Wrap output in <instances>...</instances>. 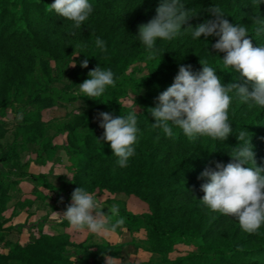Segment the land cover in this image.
I'll list each match as a JSON object with an SVG mask.
<instances>
[{
	"label": "trees",
	"instance_id": "16d2710c",
	"mask_svg": "<svg viewBox=\"0 0 264 264\" xmlns=\"http://www.w3.org/2000/svg\"><path fill=\"white\" fill-rule=\"evenodd\" d=\"M210 1H221L219 6L231 24L248 26L249 38L254 47L264 45V33L255 35L251 19L254 16L264 17V4L254 3V0ZM89 2L94 11L82 31L76 33L79 43L87 45L80 49L78 83L89 79V71L101 66L113 71L115 85L109 86L101 97L95 98L97 100L88 98L83 93L75 95L70 91V86L63 89L52 88V69L47 60L41 61L43 77L34 85L35 65L31 62L33 58L30 57H34L31 53L24 58V64H14L13 68H9L0 77V110L5 108L2 103L9 105L8 96L11 95L12 88L15 89V99L19 101L24 97V90H28L26 106L51 107L57 102L84 101L88 107L84 114L76 116L62 127L68 132L67 148L72 166L92 172L87 186L85 180L79 177L74 189L81 186L94 194L124 193L139 198L149 207L148 213L137 215L130 212L124 203H119L120 216L125 219L122 229L131 234L146 231L147 251L160 256V260L156 262L128 264H264V225L258 232L248 233L242 230L239 222L231 226L236 218L212 212L200 200L204 196L202 185L210 182L207 177L200 178L201 173L206 169L218 170L217 163L227 165L232 162L230 153L239 143V130L246 129L250 132L256 164L264 168V107H249L234 93H230L233 101L228 114L233 132L225 141L207 136L190 140L175 126L173 136L169 138L161 129L153 128L155 119L148 112V108L155 107L158 95L174 82L181 65H191L192 71L196 73L203 68L200 60L206 61L224 84H245L246 78H241L234 69L223 65L221 58L224 54L213 47L219 39L215 36L208 37L207 40L203 37L195 50H184L181 48L183 46H176L178 48H174L175 50L156 46L155 57L147 59L145 46L132 43V39L133 34L139 33L140 25L147 24L156 17L159 5L155 1L148 6L143 4L123 17L113 16L111 19L108 18L107 11L114 6V0ZM52 3L54 0H0V53L5 54L12 44L20 43L19 48L24 46L26 50L51 55L53 60L58 59L57 55H63L62 50L53 46L51 48L48 41L39 37L30 12L34 7L43 21L53 24L62 17L48 10ZM98 14L101 16L96 17ZM97 37L106 42V52H101L95 46ZM68 46L62 45L69 50L71 47ZM7 53V57H10V53ZM13 59L15 60V56ZM84 59H88V68L80 66ZM138 59H147L146 72L135 78V74L128 75V72L135 71ZM247 86L249 91L253 89L252 83H247ZM138 92L140 96L132 107L122 104L126 96ZM132 111L136 112L140 129L138 142L134 145L135 155L130 158L134 159V163L128 165L123 173L110 174L105 166L116 165L117 157L113 155L109 142L98 139L104 134L98 114L107 112L119 117ZM47 129L39 112L26 114L19 126L25 143H41L46 138ZM0 161L7 162L5 156ZM22 177L55 191L44 174L27 172ZM7 192V184L0 180V230L3 229L5 204L10 199ZM39 197L42 198V195ZM32 205V200L17 204L22 209ZM181 243H197L198 251L171 259L170 254ZM4 247L8 249V254L0 251V264H75L68 252L70 247L86 250V259L93 260L94 264H105V255L118 258L124 245L108 242L97 245L76 244L68 234L54 236L42 233L27 245L6 241Z\"/></svg>",
	"mask_w": 264,
	"mask_h": 264
},
{
	"label": "clouds",
	"instance_id": "9594fccd",
	"mask_svg": "<svg viewBox=\"0 0 264 264\" xmlns=\"http://www.w3.org/2000/svg\"><path fill=\"white\" fill-rule=\"evenodd\" d=\"M254 3L264 4V0H254ZM48 10L71 21V34L75 35V30L84 26L94 8L89 0H54ZM156 11L155 18L139 27L138 37L145 46L147 59L155 57L158 39L171 41L181 34L182 29L190 31L193 39L203 36L207 40L215 36L219 39L213 47L224 54L221 58L223 65L234 69L241 78H246V83H222L215 69L203 60H200L202 71L196 73L191 65H181L174 82L156 98L155 107L148 108L155 119L153 128L161 129L169 138L173 136L175 126L190 140L200 136L217 141L227 140L233 132L228 114L233 101L230 93L249 107H264V45L254 47L248 26L231 24L219 5L207 9L213 19L194 27L189 21L197 15H193L181 0H161ZM251 19L255 35L264 33V17L254 16ZM185 25L188 26L185 28ZM95 46L101 52L107 51L106 42L100 37L95 39ZM76 47L87 45L77 44ZM80 66L88 68V59H84ZM88 76L89 79L78 85L79 91L75 95L83 93L97 100L95 98L101 97L109 86L115 85L111 69L97 66L89 71ZM247 83H252L251 91ZM98 119L104 129L103 137L98 139L110 143L119 168L128 167L130 158L135 155L134 145L140 134L136 112L119 117L101 112ZM237 133L239 143L230 153L232 162L227 165L217 163L218 170L206 169L201 173L200 178L207 177L210 182L202 185L204 196L200 200L212 212L236 218L242 230L256 233L264 225V168L256 164L250 132L242 129ZM104 208L102 199L80 186L72 192L71 203L66 210L58 214L75 232L109 236L118 228H123L125 219L120 216L118 204L111 205L108 214H105ZM105 258L109 264V258L106 255Z\"/></svg>",
	"mask_w": 264,
	"mask_h": 264
},
{
	"label": "rangeland",
	"instance_id": "374dc122",
	"mask_svg": "<svg viewBox=\"0 0 264 264\" xmlns=\"http://www.w3.org/2000/svg\"><path fill=\"white\" fill-rule=\"evenodd\" d=\"M153 1L157 2V5L161 3V0H114L115 4L110 11H107V16H109L108 18L113 16L123 17L124 14L130 11L134 12L143 4L148 6ZM181 2L191 10L193 15H197L189 21V24L194 27L209 20L211 14L207 9L213 5H219L221 1L200 0L198 2L197 0H181ZM30 12L35 20V29L39 37L43 41H48L51 48L53 46L62 50L63 55H57L58 59L53 60L51 55L47 56L43 53L40 54V52H32L26 50L24 46L19 48L20 43L12 44L7 51L10 53V57H7V52L5 54L0 53V77L4 76V73L9 68H13L14 64L20 62L24 64L26 62L24 58L32 53L34 57L30 58H33L31 62L35 65L34 85L39 82V78L43 77L41 61L47 60L53 75V83L50 87L63 89L66 86H70V91L76 93L79 91L78 67L80 49L82 48L76 47L77 44H81L76 33L81 32L82 28L75 30V35H72L71 21L63 17L60 18V16V19H57L55 23L49 24L39 17L40 15L36 13L34 7L31 8ZM100 16L98 14L96 17ZM187 26L185 25L184 27L186 28ZM138 35L139 33L133 34L132 43L142 44ZM202 39H204L203 36L193 39L190 31L185 32L182 29L181 34L171 41L158 39L156 46L161 49L169 48L172 50L183 46L181 48L184 50H195L199 43L202 42ZM64 44H68V47L71 48L69 50L65 49V47L63 48L62 45ZM13 56H15V60ZM146 62L147 59L144 61L138 59L135 71H129L128 75L135 74V78H139L145 74ZM74 64L75 66H73ZM14 94L15 89L12 88L11 95L8 96L9 105L6 106L7 103H2V107L5 108L0 110V158L5 156L7 160L6 163L0 161V180L7 184L8 192L6 195L10 197L5 204L6 209L2 216L3 229L0 230V251L3 254H8V249L4 247L6 241L27 245L32 243L42 233L57 236L67 234L65 232L68 230L73 239L80 240L78 236L80 232L73 231L69 224H65L67 221L60 214L71 203L70 194L74 191L76 180L79 177L82 178L87 186L92 178V172L82 167L74 168L72 166L70 152L67 148L68 132L62 128L76 116L84 114L88 109L84 101L79 99L70 103L57 102L51 107L26 106L29 96L28 90H24V97L21 101L16 100ZM139 96V92L130 93L122 100V104L126 107H132ZM30 112H39L48 128L46 138L39 144L25 143L23 135L19 131V126L24 116ZM133 163L134 159H130L128 165ZM105 167L110 174L123 173L125 170V168H119L117 164ZM95 168L98 169V167ZM27 172L35 175L44 174L46 181L54 186L55 191H50L27 177H22V174ZM40 194L42 198L39 197ZM95 195L97 198L102 199L105 205L103 211L105 210L106 212L111 205H119V203H124L126 208L128 203V208L131 207V211L136 214L149 212L148 205L135 196H129V201L128 196L123 193H118L114 199L108 192L103 194L97 192ZM28 200L33 201V205L30 207L31 210H24L17 206L19 202ZM53 208L57 211L51 214V211L54 212ZM237 223L238 220L236 219L231 226ZM119 231L116 230L114 234L109 236L96 235L89 232L87 235L89 237L88 245L103 244L104 241L124 242V247L118 258L108 257L109 264L156 262L160 260V256L147 252L146 231L136 234L133 242H129L131 237L128 234L125 233L126 235H124L122 231ZM197 251V243H181L169 257L175 259ZM68 252L75 264H94L93 260L86 259L87 251L84 249L70 247ZM103 262L107 264L106 258L103 259Z\"/></svg>",
	"mask_w": 264,
	"mask_h": 264
},
{
	"label": "crops",
	"instance_id": "0c3cea01",
	"mask_svg": "<svg viewBox=\"0 0 264 264\" xmlns=\"http://www.w3.org/2000/svg\"><path fill=\"white\" fill-rule=\"evenodd\" d=\"M25 180V179H24ZM108 194H110V193H108ZM124 194V193H123ZM112 197H113V199H114V197H116L117 195H118V193H116V194H110ZM126 195V194H125ZM126 196H128V195H126ZM128 199H129V201H130V198H129V196H128ZM126 203V202H125ZM129 207V204L127 203V208ZM149 208V207H148ZM24 210H31L30 208H26V209H24ZM53 210H54V212L53 211H51V214L52 213H56V209L55 208H53ZM128 210L130 211V212H132L131 210V207L130 208H128ZM109 211L110 210H108L107 212L104 210V212H105V214H108L109 213ZM133 213V212H132ZM134 214H136V213H134ZM137 215H139V214H137ZM67 221V220H66ZM123 232L124 233V235H126V234H128L130 237H131V239H130V241L129 242H133L134 241V237L136 236V234H131V233H129L127 230H124V229H121L119 232ZM118 232V231H117ZM65 233H67V234H69L70 236H71V239H72V241L73 242H75V243H77V244H79V243H85V244H88V242H89V237L87 236L88 235V233L89 232H87V231H85V232H80L79 234L80 235H78L80 238V240H75V239H73L72 238V235H71V233L70 232H68V230H67V232H65ZM126 233V234H125ZM104 241V240H103ZM105 242H108V243H111V244H123L124 242H122V243H120V242H116V241H111V242H109V241H104V243ZM21 244V243H20ZM124 245V244H123ZM148 252V251H147ZM148 262V261H147ZM134 263V262H133Z\"/></svg>",
	"mask_w": 264,
	"mask_h": 264
}]
</instances>
